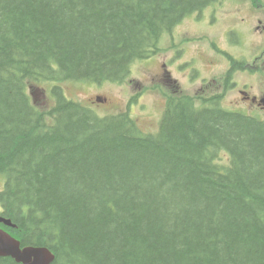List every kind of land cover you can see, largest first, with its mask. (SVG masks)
I'll return each mask as SVG.
<instances>
[{
  "label": "trees",
  "instance_id": "obj_1",
  "mask_svg": "<svg viewBox=\"0 0 264 264\" xmlns=\"http://www.w3.org/2000/svg\"><path fill=\"white\" fill-rule=\"evenodd\" d=\"M212 0H0V192L54 264H264V120L169 96L157 134L39 81L123 80ZM228 151L227 162L219 156ZM0 264H18L10 257Z\"/></svg>",
  "mask_w": 264,
  "mask_h": 264
},
{
  "label": "rangeland",
  "instance_id": "obj_2",
  "mask_svg": "<svg viewBox=\"0 0 264 264\" xmlns=\"http://www.w3.org/2000/svg\"><path fill=\"white\" fill-rule=\"evenodd\" d=\"M214 7H216L217 12L212 17H217L219 22L210 23L211 14L208 15V19L207 15L204 14L195 17L189 15L171 31L162 35L158 43L161 51H157L150 57L136 60L132 64L131 75L123 81L108 80L101 83L74 80L41 82L35 84L33 89L36 100L45 106L54 104L55 98L51 93V87L61 85L68 97L91 106L98 115L117 113L129 108L130 113L146 132H157L165 109L166 101L163 91L171 90L163 75L166 71H169L172 78L177 80L178 90L194 94L199 90H207L212 87L211 82L215 78L223 76L230 66V63L222 58L225 56L223 53L213 52L212 38L222 47L233 52L236 57H239L241 53L243 58L245 56L250 58L257 51V47L251 44L249 38L247 47L241 50L240 47L233 46V43H237L236 36H228V32L232 29L245 25L241 18L245 13H250L249 0H220ZM246 28L244 27V29ZM206 36L209 39L205 38ZM237 37L242 45L246 44L247 36L243 31L238 30ZM207 58H209V62L205 65ZM181 63H183V68L179 71ZM191 65L196 66L198 72L197 74L194 73L196 77L188 75V67ZM246 76V73L236 71L233 80L243 81ZM153 85L161 87V90L151 91L147 89L142 92L144 88ZM136 95H138V101L131 105L130 100ZM98 96L102 100L99 102L102 103L95 102ZM221 100L223 107L244 112L234 106L240 100L234 86ZM222 155L226 159L228 158L226 152H223ZM1 178L5 180L3 174H0ZM9 234L11 235V233Z\"/></svg>",
  "mask_w": 264,
  "mask_h": 264
},
{
  "label": "flooded vegetation",
  "instance_id": "obj_3",
  "mask_svg": "<svg viewBox=\"0 0 264 264\" xmlns=\"http://www.w3.org/2000/svg\"><path fill=\"white\" fill-rule=\"evenodd\" d=\"M249 2L251 22L248 21L247 16L242 17L241 20L250 26L252 34L250 42L258 49L251 59L244 60L241 64L240 70L244 71L247 76L243 81L235 82L234 88L240 100L234 106L247 115L264 119V0H249ZM208 7L209 5L196 11L195 15L203 14ZM230 62H232L231 59ZM195 71L196 67L191 65L189 73ZM167 77L170 82L173 81L170 74Z\"/></svg>",
  "mask_w": 264,
  "mask_h": 264
},
{
  "label": "water",
  "instance_id": "obj_4",
  "mask_svg": "<svg viewBox=\"0 0 264 264\" xmlns=\"http://www.w3.org/2000/svg\"><path fill=\"white\" fill-rule=\"evenodd\" d=\"M11 224V220L0 218ZM12 256L23 264H51L55 255L46 247H21V242L0 229V257Z\"/></svg>",
  "mask_w": 264,
  "mask_h": 264
},
{
  "label": "bare ground",
  "instance_id": "obj_5",
  "mask_svg": "<svg viewBox=\"0 0 264 264\" xmlns=\"http://www.w3.org/2000/svg\"><path fill=\"white\" fill-rule=\"evenodd\" d=\"M1 227H3V228H1ZM0 229H2V230L4 229L3 231L6 232V233H8V234L11 233V232H10L9 230H7L4 226H2L1 223H0ZM11 234H12V233H11ZM10 257H12V256H10ZM12 258H14V259L18 262V260H17L15 257H12Z\"/></svg>",
  "mask_w": 264,
  "mask_h": 264
}]
</instances>
